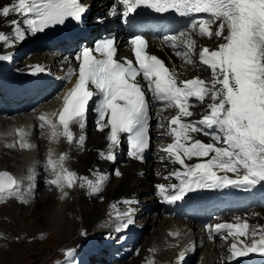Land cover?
<instances>
[{"label": "snow or ice", "instance_id": "obj_1", "mask_svg": "<svg viewBox=\"0 0 264 264\" xmlns=\"http://www.w3.org/2000/svg\"><path fill=\"white\" fill-rule=\"evenodd\" d=\"M116 5H122L123 11L114 5L110 9L112 16L127 18L140 8H149L189 18L184 28L164 40L184 65L206 66L210 76L181 79L175 68L149 53L143 35H134L130 40L135 62L118 59L115 38H104L94 48L84 47L75 57L78 69H70L68 78L75 75L77 80L63 96L62 109L54 114L56 121L46 115L39 117L41 128L51 129L50 139L56 143L61 138L70 144L78 142L83 149L85 136L77 138L72 128H85L89 101L96 96L98 129H108L107 147L99 156L109 161L116 160L115 149L123 134H127L130 155L144 159L150 140V112L156 109L158 126L171 138L160 149L166 154L161 159L181 166L169 174L179 184L156 186L168 203L181 201L197 189L250 188L264 182V0H116ZM86 11L81 0H11L0 7V18L12 32L0 31V42L12 46L23 40L27 32H43L68 18L79 22ZM9 16L19 19L8 20ZM195 37L222 38L223 42L211 49L200 45L197 50ZM8 59L11 57L0 55V60ZM32 71L35 74L44 69L35 65ZM197 105L203 108L199 119H190L197 116L193 110ZM169 110L172 111L168 115L163 114ZM198 133L211 136L212 142L196 138L194 134ZM53 155L50 149L44 168L54 176L48 183L61 190V198L67 197L66 188H86L90 194L103 190L107 174L97 173L94 179L80 176L66 166L68 153H61L57 159ZM193 158L201 162H186ZM29 173L26 179L34 180L35 168H30ZM228 173L235 174V178ZM115 174L121 175L119 170ZM31 189L29 184L27 191L30 193ZM24 196L21 181L8 172H0V201L17 197L28 203ZM237 220L214 226L215 231L226 229L228 236L237 238L230 246L228 258L250 253L264 255V226L250 230L246 220Z\"/></svg>", "mask_w": 264, "mask_h": 264}, {"label": "bare ground", "instance_id": "obj_2", "mask_svg": "<svg viewBox=\"0 0 264 264\" xmlns=\"http://www.w3.org/2000/svg\"><path fill=\"white\" fill-rule=\"evenodd\" d=\"M88 1H91L90 8L97 9L100 12L102 11L103 5H99L97 2L98 0ZM100 1L104 2L105 0ZM6 2H8V0H0V5ZM7 19L11 20L14 19V17L9 16ZM47 30L48 29H45L44 31ZM0 31L5 33L12 32V28L8 26L5 20L2 18H0ZM35 39L36 36H32L30 39H25L24 41H16L12 46H8L3 42H0V55H8L11 57V59L8 60H0V74L5 72L12 73L13 71H19L16 68L23 63L16 58L18 56V52L21 48H24L22 45L30 41H34ZM34 57L35 54L33 53L31 57L32 61L35 60ZM179 69L183 71L186 70L188 73L197 75V72L193 66ZM201 109H203L202 106ZM72 130L78 138L79 136H77L74 128ZM43 137L45 136L41 135L40 129H37L34 141L39 145V152L34 157L27 156L33 154L34 150L24 154L19 150H8L0 147V171L8 170L16 178L18 176L17 179L21 181V191L25 193L24 199L28 200V203H23L21 202L20 198L11 197L0 201V210L7 206L8 208L5 214L11 216L12 218H15L16 215L14 216L9 210H15L18 212L23 211L24 213L27 210L45 207L49 203L54 206L57 205L59 198L62 197L61 190L55 185H50L48 183L49 180L54 178V176L44 168V164L48 158V153L51 147L48 141L43 143ZM56 144H58L56 147L58 150L53 152L56 153L54 158L57 159L61 153H68L69 159L66 162V166L70 170L77 172L80 176H88L89 178L94 179L97 173H105L107 175L112 174L111 166L113 165L107 160L101 159L99 156V152L104 151L107 147L102 133H97L95 131L88 133V137L84 142L83 149H81V147L78 145V142L70 144L63 138H61L59 143ZM155 166L158 165L155 164ZM30 168H35V179L31 181L26 179V177L30 174ZM119 169L121 171V175L117 176L114 174L113 176L109 177L103 190L99 193L90 194L86 188L81 187H75L71 189L66 188L65 191H68L69 195L67 198H61L62 202L60 201V203L64 205L62 208L63 213L60 212V210L57 214H54L58 215L60 212L65 217L67 223L70 224L68 226H72V228H68V226L64 225L67 230V235L66 232H63V236L66 235L70 239L71 237L72 239L73 237H76L75 240H77V242L71 247L72 256L77 255L80 252H83V256L93 244V241L96 240L99 242L100 234L102 232H106L107 236L110 237L111 244H114L112 241L117 239V236L123 232H126L124 237H126L129 233H132L135 235V238L140 237L144 239V236H142L143 233H145L144 230L148 229L152 222L156 223L157 219L160 218L161 223L163 224L154 229L155 232L151 234V237H149V243L146 242L144 246L146 249L144 252V260L133 258L129 261L124 260L122 263L115 264H124L133 260H138L139 262L137 264H171L172 262H174V264H185L183 258L181 257L184 251L182 245L180 244L179 246H176L174 244L176 241H173V238H171L167 233V229L172 228L174 223L180 227L181 225L185 224V221L182 219L161 218L160 215H154V217L146 216L148 213L146 208L149 205H153V211L150 213L151 215H153V212H155L154 210H157L156 206L158 205L156 198L151 193V189H153L154 185L150 182L155 179L152 173H150L148 170V164L140 165L137 162H130L125 167H119ZM139 169H145L146 172L141 176L137 174ZM233 175L235 176V174ZM115 177H118L119 179ZM29 184L32 185L30 193L27 191V186ZM43 186L51 187L53 192H40L38 194V191H41L40 188ZM257 186L264 188V182L257 184ZM99 197H102L106 204V206L105 204L103 206L106 208V210L103 211L102 209L101 213L99 210V204L94 200V198L97 199ZM127 201H131V203H127ZM33 205H35L33 208L30 207ZM113 205H115V207H113ZM57 209L58 208L54 207L55 212ZM262 210L264 209L255 211L256 216L250 221V230L251 228H254L255 224L264 226V211L260 212ZM258 211L259 213H257ZM46 217H48V215L45 214L43 218ZM58 217H60V215ZM52 218L54 219V216H52ZM129 220L132 222L127 224V227H123L122 225L127 223ZM94 223H97V227L95 228L97 229L96 233H94L95 231L93 232L92 230L88 229V227L90 228V226ZM166 223L169 225L166 226ZM187 226L188 229L191 227L190 225ZM79 228H81L82 238L76 235V232ZM87 230L90 231L89 235L84 232ZM5 231L9 233L10 238H12L17 234L18 230L17 228L11 227ZM111 231H113V233H111ZM156 232L158 235H156ZM191 235L192 232L190 233V236ZM206 235V230H204V233H199L201 239H204ZM145 239L148 240L147 237ZM1 240L3 239L1 238ZM31 240H33V238H31ZM240 240H244L246 243L249 242L245 238H240ZM154 244L163 246V248L156 246L155 249H153ZM165 245H167V247ZM205 250L206 251L204 252V255L208 254V256L206 259L204 257H202V260L200 259L201 264H216L215 259L218 255V248L212 247L210 244H208L205 246ZM166 255L173 257L169 258V260H164ZM179 259L182 260L181 263H179ZM54 264H61V262H55Z\"/></svg>", "mask_w": 264, "mask_h": 264}, {"label": "rangeland", "instance_id": "obj_3", "mask_svg": "<svg viewBox=\"0 0 264 264\" xmlns=\"http://www.w3.org/2000/svg\"><path fill=\"white\" fill-rule=\"evenodd\" d=\"M21 50H22V48L18 52V57H17L18 59L21 57L20 56ZM16 62H20V61H16ZM57 145L58 144H50V147H51L53 152L58 150L56 148ZM38 152H39V150H35L33 152V154H30L28 156L29 157H31L32 155L35 156L38 154ZM55 155H56V153H54L53 158L55 157ZM54 159H56V158H54ZM0 172H8V173L12 174L8 170H4V171H0ZM111 175H114V174L113 173L109 174V177ZM17 178H18V176H17ZM115 178H118V177H115ZM51 189H52L51 187H44L43 186L40 188L41 191H38V194L40 192L41 193L42 192L43 193L44 192L45 193H51V192H53ZM66 192L69 195V192L68 191H66ZM61 195H62V193H61ZM68 195H67V197H68ZM67 197H65V198H67ZM94 200L100 206L99 207L100 213H101L102 209H103V211L106 210V208L103 207L105 204V201H103L102 197H99L97 199L94 198ZM60 201L62 202L61 198H59V202L57 203V205L53 206L52 204L49 203L45 207H42L39 209L27 210L24 213H23V211L18 212L15 210H9L14 216L16 215L15 218H12L11 216L5 214L7 212V208H8L7 206L4 209L0 210V228L3 229V230L0 229V264H54L55 262H59V261L61 262V264H103V261H104L103 257L108 254L107 251H104V253L102 254L103 248H105L107 246H111L110 245V243H111L110 238L107 237L106 232H102L100 234L99 242L96 240L93 241V244L90 246V248L87 250V252L85 253V255L83 257H82L83 252H80L74 256H72V254L71 255L68 254L69 251H71V253H72L71 247L77 242V240H75L76 237L75 238L73 237V239L71 237V239H70L66 236L67 230H66L64 225L68 226L70 224L67 223L63 214L60 213V212L63 213L62 208L64 206L62 203H60ZM61 205H62V207H61ZM34 206L35 205L30 206V207L33 208ZM56 206H58V207H56ZM105 206H106V204H105ZM38 207H40V206H38ZM54 207L58 208L59 210L57 209L55 212ZM58 211H60V212L58 215H56L58 213ZM154 211H156V210H154ZM263 211L264 210H262L260 212H263ZM44 213L46 215H48V217L43 218L45 215ZM54 213H56V214H54ZM257 213H259V211ZM51 214H52V216H54V219L52 218ZM59 215H60V217H58ZM148 216L154 217V214L151 215L149 213ZM105 218H107V217H105ZM162 224L163 223H161V221H159L157 219L156 223H154V227L151 226L148 229H146L145 235L147 236L149 234V236H147L148 240L143 239L144 242L142 243L143 247H142V250L140 253L141 255H138L135 258H137L138 260H144V258H145L144 252L146 251L144 246H145L146 242L149 243V237H151V234L155 232L154 229L156 227H159ZM165 225L167 226L169 224L166 223ZM11 227L17 228V230H18L17 234L15 236H13L12 238H10L9 233H7L5 231ZM96 227H97V223H94L93 225L90 226V228L88 227V229L92 230L93 232L95 231L94 233H96V231H97V229H95ZM68 228H72V226H70V227L68 226ZM89 230L84 231V232L87 235H89L90 234ZM22 232H23V234H22ZM63 232H66V235L63 236ZM93 232H91V233H93ZM108 232H110V231H108ZM111 233H113V231H111ZM76 235L78 237L82 238L81 237L82 236L81 228L78 229V231L76 232ZM156 235H158L157 232H156ZM8 236H9V238H8ZM20 236H21V238H20ZM78 237H77V239H78ZM1 238L3 240H1ZM31 238H33V240H31ZM15 239H16V241H15ZM114 244H116V242ZM174 244H176V242H174ZM98 246L100 247L99 249H102L101 251H99V249H97ZM156 246H159V248H163V246L154 244L153 249H155ZM165 246L167 247V245H165ZM96 249H97V251L95 253H88V252H93ZM64 251H65V255H64ZM205 251L206 250L204 249L203 252L202 251L198 252V254H196L194 257L192 264H198L199 261L202 260V257H204L206 259L208 254L204 255ZM171 257H173V256H167L166 255L164 260H169V258H171ZM129 259H131V258H128V260ZM138 260H133V261H130V262H127L124 264H137L139 262Z\"/></svg>", "mask_w": 264, "mask_h": 264}]
</instances>
